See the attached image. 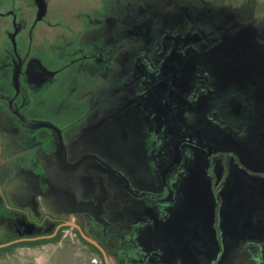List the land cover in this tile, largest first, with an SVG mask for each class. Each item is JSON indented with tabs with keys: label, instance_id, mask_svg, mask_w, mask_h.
I'll list each match as a JSON object with an SVG mask.
<instances>
[{
	"label": "rangeland",
	"instance_id": "1",
	"mask_svg": "<svg viewBox=\"0 0 264 264\" xmlns=\"http://www.w3.org/2000/svg\"><path fill=\"white\" fill-rule=\"evenodd\" d=\"M198 150L232 170L215 166L217 184L264 200V177L245 170L264 162L250 155L264 151V0H0V243L52 234L66 221L47 201L84 195L89 174L104 199L113 168L167 184ZM190 182L173 172L178 191ZM190 210L173 205L174 223ZM76 231L55 244L105 263ZM27 247L0 251V264H43Z\"/></svg>",
	"mask_w": 264,
	"mask_h": 264
},
{
	"label": "crops",
	"instance_id": "2",
	"mask_svg": "<svg viewBox=\"0 0 264 264\" xmlns=\"http://www.w3.org/2000/svg\"><path fill=\"white\" fill-rule=\"evenodd\" d=\"M257 152L250 155L264 158V151ZM181 158L179 164L186 169L172 170L167 184L143 179L130 184L128 171H118L120 178L113 174V168L105 178L104 199L97 197V180L89 174L84 195L65 192L64 197L50 198L45 202L48 212L55 220L76 222L87 236L104 244L110 264H173V255H183L193 264H264V200H251L247 192V198L242 199L236 192V181H230L228 188L224 181L217 184L215 166L217 171L232 172L224 169L219 159L214 158L209 165V156L200 150L186 151ZM259 163L263 166L258 172L245 170L264 177V162ZM240 167L233 165L234 173L243 172ZM187 171L194 183L184 191L173 188V172ZM226 190L231 192L227 198L223 197ZM173 205L178 211L191 210L174 223ZM95 230L100 232V242ZM243 237L253 238L249 246L241 245ZM258 241L262 244L259 249L255 248ZM57 242L28 246L27 251L41 249L43 264L82 263L73 258L75 254L68 257L73 249L67 241Z\"/></svg>",
	"mask_w": 264,
	"mask_h": 264
},
{
	"label": "water",
	"instance_id": "3",
	"mask_svg": "<svg viewBox=\"0 0 264 264\" xmlns=\"http://www.w3.org/2000/svg\"><path fill=\"white\" fill-rule=\"evenodd\" d=\"M64 227H70V228H75L79 231L81 237L88 243H90L91 245L95 246L97 249H99V251L102 253L104 260H105V264H110V259L109 256L107 254V252L105 251V249L98 244L96 241H94L93 239H91L89 236H87V234L84 232V230L81 228L80 225H78L75 222L72 221H66L63 222L61 224H59L54 232L50 235H42V236H38V237H24V238H19V239H15L13 241L7 242V243H3L0 244V249H4L7 248L9 246L21 243V242H31V241H39V240H46V239H52L54 237L57 236V234L59 233V231L64 228Z\"/></svg>",
	"mask_w": 264,
	"mask_h": 264
},
{
	"label": "trees",
	"instance_id": "4",
	"mask_svg": "<svg viewBox=\"0 0 264 264\" xmlns=\"http://www.w3.org/2000/svg\"><path fill=\"white\" fill-rule=\"evenodd\" d=\"M18 210V209H17ZM20 212H23L25 213L28 218H29V221L31 223L35 222L33 217H32V214L28 211H22L19 209ZM53 223H55V225H59L60 223L58 222H54L52 221ZM36 223V222H35ZM56 226V227H57ZM70 229V227H64L62 228L59 233L57 234L56 237L52 238V239H46V240H39V241H31V242H21V243H18V244H15V245H12V246H9L7 248H4V249H0V251H5V252H8V251H11L12 249L16 248V247H19V246H35V245H40V244H47V243H52V242H56L58 241L61 237H62V233L65 231V230H68ZM78 232V236L79 238L81 239V241H83V243H85L86 245L88 246H91L95 249V252L100 255L101 257H103L102 253L99 251V249H97L95 246L91 245L90 243L86 242L80 235L79 231H76ZM0 244H3V243H0ZM100 245L105 249V251H107V249L105 248L104 244L100 243ZM105 264V263H103Z\"/></svg>",
	"mask_w": 264,
	"mask_h": 264
},
{
	"label": "flooded vegetation",
	"instance_id": "5",
	"mask_svg": "<svg viewBox=\"0 0 264 264\" xmlns=\"http://www.w3.org/2000/svg\"><path fill=\"white\" fill-rule=\"evenodd\" d=\"M98 244H100V243H98ZM107 252V251H106ZM108 254V253H107Z\"/></svg>",
	"mask_w": 264,
	"mask_h": 264
}]
</instances>
